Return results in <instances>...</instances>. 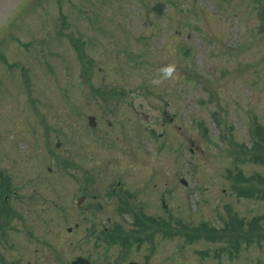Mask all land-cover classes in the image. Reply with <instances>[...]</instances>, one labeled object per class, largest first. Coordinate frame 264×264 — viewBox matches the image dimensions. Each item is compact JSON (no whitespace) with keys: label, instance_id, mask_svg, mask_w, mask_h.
I'll return each mask as SVG.
<instances>
[{"label":"rangeland","instance_id":"rangeland-1","mask_svg":"<svg viewBox=\"0 0 264 264\" xmlns=\"http://www.w3.org/2000/svg\"><path fill=\"white\" fill-rule=\"evenodd\" d=\"M263 4L21 0L8 8L0 260L12 232L38 229L58 232L61 263L83 254L96 264H264V142L252 138L264 130ZM120 186L138 200L119 210L108 195ZM107 228L126 240L108 234L107 242Z\"/></svg>","mask_w":264,"mask_h":264},{"label":"flooded vegetation","instance_id":"flooded-vegetation-1","mask_svg":"<svg viewBox=\"0 0 264 264\" xmlns=\"http://www.w3.org/2000/svg\"><path fill=\"white\" fill-rule=\"evenodd\" d=\"M119 188L120 190L115 191L114 189L108 195L111 197L109 198V202L122 204V206L119 207V210L126 205L132 204L135 200H138L136 199L137 197L135 196L134 191L130 192L127 189H122L121 186ZM88 199L89 196L87 193L82 194L77 199V205L80 207ZM92 205L93 202L90 201L87 206L88 211L91 210ZM99 205L100 207L102 206L101 203H99ZM132 216L135 220V213H133ZM67 231L70 234L76 233L71 227H69ZM12 233L13 235L7 237L8 243L6 246L8 248V256H6V258L1 256V259L4 260H0V264H70L78 257L86 259L90 264H96L90 257L83 254L76 255L71 259H67L64 263H61V250L56 242L57 238H59V236L56 235L58 233L57 231L29 229V231L18 230ZM88 233L91 234L86 233L85 242L88 244L87 248L90 250L93 236L92 230L88 231ZM101 233L102 237H104L107 242H109L110 239V235L108 234H112L114 237L118 238V244H120L122 240H126V235L124 234V231L121 230L107 228ZM1 238H3V235L0 234V239ZM127 238L129 240L131 239V236H128ZM129 242L131 241L129 240ZM61 247L62 245H60V248ZM135 262L143 264L135 259H130L127 264H135Z\"/></svg>","mask_w":264,"mask_h":264},{"label":"water","instance_id":"water-1","mask_svg":"<svg viewBox=\"0 0 264 264\" xmlns=\"http://www.w3.org/2000/svg\"><path fill=\"white\" fill-rule=\"evenodd\" d=\"M21 0H0V24H4L8 8H15L16 5L20 2ZM95 117L90 116V120L94 122ZM70 264H90L89 261L82 257H78L76 260L72 261ZM137 264V263H135Z\"/></svg>","mask_w":264,"mask_h":264},{"label":"trees","instance_id":"trees-1","mask_svg":"<svg viewBox=\"0 0 264 264\" xmlns=\"http://www.w3.org/2000/svg\"><path fill=\"white\" fill-rule=\"evenodd\" d=\"M259 16L262 17V19H264V4L261 6L260 10H259ZM264 30V26L262 27ZM252 138L256 139L257 141H259L260 143L264 142V130H261L258 134H255L254 131H252ZM255 158L258 157V153H254ZM240 234H243V232H240ZM239 234V235H240ZM238 233H236V235L231 236V238L235 239L237 238Z\"/></svg>","mask_w":264,"mask_h":264},{"label":"clouds","instance_id":"clouds-1","mask_svg":"<svg viewBox=\"0 0 264 264\" xmlns=\"http://www.w3.org/2000/svg\"><path fill=\"white\" fill-rule=\"evenodd\" d=\"M172 71H173V69L171 67L164 69L165 77L170 76Z\"/></svg>","mask_w":264,"mask_h":264}]
</instances>
